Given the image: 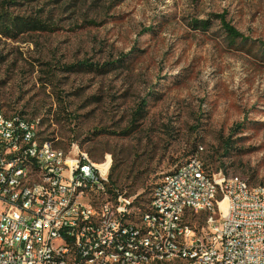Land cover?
<instances>
[{
  "label": "rangeland",
  "instance_id": "rangeland-1",
  "mask_svg": "<svg viewBox=\"0 0 264 264\" xmlns=\"http://www.w3.org/2000/svg\"><path fill=\"white\" fill-rule=\"evenodd\" d=\"M0 105L55 147L110 158L113 179L148 178L140 209L196 151L264 186V0H0Z\"/></svg>",
  "mask_w": 264,
  "mask_h": 264
},
{
  "label": "built area",
  "instance_id": "built-area-1",
  "mask_svg": "<svg viewBox=\"0 0 264 264\" xmlns=\"http://www.w3.org/2000/svg\"><path fill=\"white\" fill-rule=\"evenodd\" d=\"M42 138L29 117L0 109V170L12 165L17 173L15 181L6 172L0 178V264H135L136 257L117 256V248L89 259L90 245L116 239L145 249L147 264L185 252H192V264H264V195L251 194L245 181L225 183L215 171L221 189L212 191L194 155L193 162L173 168L174 177H161L145 209L135 196L114 195L102 186L92 202H84V189L109 179L110 169H96L73 146L60 164H49L46 154L33 156ZM23 156L40 164V171L29 169L27 182H20ZM71 185H78V195H71ZM41 192H49V199H41ZM211 197H228V204L222 209ZM103 201H111L113 218H106ZM125 214H133L131 226H122ZM213 215L226 217V225L208 224ZM185 224H194L199 238Z\"/></svg>",
  "mask_w": 264,
  "mask_h": 264
},
{
  "label": "bare ground",
  "instance_id": "bare-ground-1",
  "mask_svg": "<svg viewBox=\"0 0 264 264\" xmlns=\"http://www.w3.org/2000/svg\"><path fill=\"white\" fill-rule=\"evenodd\" d=\"M0 109L3 107L0 105ZM30 121L33 122L34 132H41L40 126L41 121L39 122L36 118H30ZM77 146H73L75 150ZM199 150H202L200 147ZM41 152L46 154L49 158V164H60V157H64L66 151L55 147L50 140L41 139L39 141V148L33 149V156H41ZM197 158V171L203 172V177L208 183V186L212 187V191H219L221 189L220 180L225 183L232 184H242L245 181V186L251 189V194H261L264 195V186H250L246 180L238 176L226 177L220 171L218 176L216 173L211 172L207 169L203 162L201 161L198 155H195ZM194 155L189 157L185 162H193ZM22 174H20V182L29 181V169L33 171H40V164L37 159H32L30 156L22 157ZM96 169H109L110 158L106 162L101 164H96ZM5 172L8 181L17 180L16 170L12 165H5V170H0V178H5ZM175 176V169L167 172L163 175V179H170ZM102 187H107L108 193H113L109 185V179H101V184H93V188L84 189V202H92L93 191H101ZM158 190V184L153 189V192ZM115 191V190H114ZM152 192V193H153ZM71 195H78V185H71ZM41 199H49V192H41ZM211 204H217L222 209L226 204H228V197H211ZM103 209H105L106 218H113V208H111V201H103ZM177 218H184V211H177ZM133 221V214H125V217L122 219V226H131ZM208 224H216V226L226 225V217H221L220 215H213L208 217ZM185 231L192 232V238H199V231H194V227L190 224H185ZM114 248H117V256H126L131 255L136 257L135 264H147V256H145V249H138L137 244L124 243L123 239L109 240L107 243H100L98 245H90L89 247V259L97 260L99 256L112 255L114 253ZM95 264V263H87ZM113 264H121L120 260H113ZM156 264H192V252L184 253H171L169 259H164L161 262H156Z\"/></svg>",
  "mask_w": 264,
  "mask_h": 264
},
{
  "label": "trees",
  "instance_id": "trees-1",
  "mask_svg": "<svg viewBox=\"0 0 264 264\" xmlns=\"http://www.w3.org/2000/svg\"><path fill=\"white\" fill-rule=\"evenodd\" d=\"M216 18L220 20L221 26L223 28V32L225 33L226 37L230 40V42H234L237 39L241 38V34L233 26H231L228 23H226L223 15H217ZM198 28L199 29H204L205 28V24L203 26L195 27V29H198ZM101 69L102 68H98L99 71ZM145 105H146V101L142 102L141 106L139 107V110L136 111V114H138V116H137L138 118L141 117L140 115L143 113ZM43 139L48 140L45 137H43ZM225 145H226L225 147L228 148V146H229L228 145V141L225 142ZM196 153H197V151L194 154H196ZM194 154H191L190 156H193ZM199 156H200V154H199ZM201 161L203 162L204 166L207 169L212 170L207 164H205V162L202 160V158H201ZM115 170H116V168L114 166H112L111 169H110L109 175H108L109 181H110V184H111V190L110 191H112V189H115V191L114 190L112 191L114 195L120 194V195H123V196H132V195L136 194L137 189L146 188V183H147V179L148 178H142V176L136 174L135 177L133 178V180L129 181V184H126L127 182H124L122 180V178H121L122 177L121 172H119L117 174V176L113 179V173H114ZM126 179H125V181H126ZM119 183L122 186H119ZM139 197H141V196L136 197V199H138Z\"/></svg>",
  "mask_w": 264,
  "mask_h": 264
}]
</instances>
